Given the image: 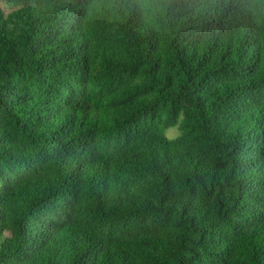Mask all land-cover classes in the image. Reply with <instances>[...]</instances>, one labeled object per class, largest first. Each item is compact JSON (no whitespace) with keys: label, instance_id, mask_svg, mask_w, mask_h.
I'll return each instance as SVG.
<instances>
[{"label":"trees","instance_id":"trees-1","mask_svg":"<svg viewBox=\"0 0 264 264\" xmlns=\"http://www.w3.org/2000/svg\"><path fill=\"white\" fill-rule=\"evenodd\" d=\"M6 1L0 264H264V0Z\"/></svg>","mask_w":264,"mask_h":264},{"label":"rangeland","instance_id":"rangeland-1","mask_svg":"<svg viewBox=\"0 0 264 264\" xmlns=\"http://www.w3.org/2000/svg\"><path fill=\"white\" fill-rule=\"evenodd\" d=\"M0 6L2 7L5 13L17 7L16 4L8 3L6 0H0ZM165 133L167 134V136L173 137L178 133V129L176 126H172V127L167 128Z\"/></svg>","mask_w":264,"mask_h":264}]
</instances>
